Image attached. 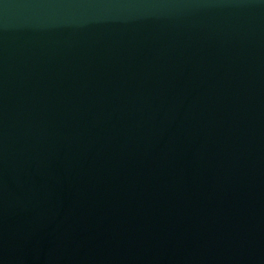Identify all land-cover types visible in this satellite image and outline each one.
I'll return each mask as SVG.
<instances>
[{"label": "water", "instance_id": "water-1", "mask_svg": "<svg viewBox=\"0 0 264 264\" xmlns=\"http://www.w3.org/2000/svg\"><path fill=\"white\" fill-rule=\"evenodd\" d=\"M0 264H264V0H0Z\"/></svg>", "mask_w": 264, "mask_h": 264}]
</instances>
